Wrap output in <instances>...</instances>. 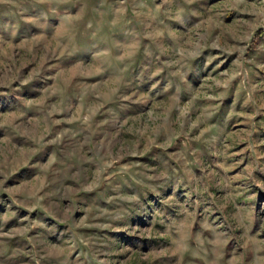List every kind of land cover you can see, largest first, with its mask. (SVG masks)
<instances>
[{
  "label": "rangeland",
  "instance_id": "1",
  "mask_svg": "<svg viewBox=\"0 0 264 264\" xmlns=\"http://www.w3.org/2000/svg\"><path fill=\"white\" fill-rule=\"evenodd\" d=\"M0 264H264V0H0Z\"/></svg>",
  "mask_w": 264,
  "mask_h": 264
}]
</instances>
